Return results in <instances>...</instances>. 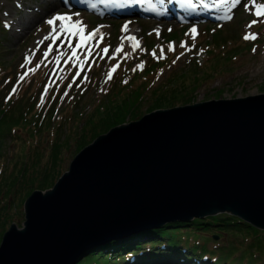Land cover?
Returning <instances> with one entry per match:
<instances>
[{"label": "rangeland", "instance_id": "1", "mask_svg": "<svg viewBox=\"0 0 264 264\" xmlns=\"http://www.w3.org/2000/svg\"><path fill=\"white\" fill-rule=\"evenodd\" d=\"M222 1V6L218 7L217 0H189V7L180 20L175 17L177 13L170 12L172 19L166 21L142 17L110 18L103 8L95 12L77 11L79 9L60 5L59 0H0V115H7L9 102L6 99L18 93L21 86V89L25 87L18 99L32 97L40 89L38 98L37 95L33 97L37 109V104L41 108L40 115L52 107L49 102L53 97L52 105L56 109L49 119L50 125L47 126L42 117L39 119L43 127L41 134L31 133L22 127L10 129L0 124V229L8 221L20 227L24 220L22 195L28 183V171L25 170L30 164L28 155L23 154L22 149H29L32 158L40 150L42 155L38 162L41 166L60 122L70 119L60 130L61 139L71 135L72 124L77 126L79 122L85 127L89 125L88 119L76 118L74 123L75 117L71 116V112L75 102L76 116L92 112L96 107L93 117H98L95 115L102 112L116 123L114 126L137 120L131 117L140 107L145 112L152 101L151 91L141 93L136 89L123 97L115 94L107 98L105 90L115 87V80L126 74V67L135 71L141 69L138 65L143 67L141 55L149 54L150 41L153 42L151 52L154 60H167L159 72L155 70L156 64L149 71L151 80L158 72L150 89L168 83L177 73L184 72L185 75L195 63L202 65L198 72L191 70L189 76L197 74L195 79L205 80L204 83L196 89L195 86L185 88L178 95L175 105L185 104L184 98H192L191 102L196 103L264 93V16L256 15L257 5H264V0ZM58 12L69 15L71 19L56 20L49 25L47 21ZM216 13L222 18H212ZM204 14H209V17ZM22 16L32 20H29L32 24L24 33L22 30L17 32L19 26L10 22L13 17L19 19ZM228 16L231 19L225 18ZM253 20L257 23L251 24ZM77 21L80 23L77 24ZM132 25L138 29L134 46L121 44L120 51H117L127 31L124 30L125 26L128 28ZM193 28L196 29L195 33L191 31ZM216 32L218 34L214 41L213 34ZM248 34H255V39H245ZM104 48L108 49L107 53L103 51ZM44 62L48 66L42 73V84L37 75L39 72L35 70L41 69ZM66 62L71 63V68L64 66ZM13 64L19 65L15 76L11 72ZM25 72L24 81L19 80ZM14 87L15 92L12 91ZM78 135L79 132H75V136L71 137L72 143ZM74 155L73 148L63 152L62 169L67 170ZM23 173L25 176L21 177ZM20 177L19 189L14 190L13 180ZM237 234L212 229L203 232L202 235L206 237L197 235L192 240L204 245L203 242L214 238L219 244H227L226 248H222L224 252L235 249L244 254L246 261H250L252 252L245 245L253 239L247 235L248 239L244 240ZM261 237L264 239V234ZM253 252L259 253L258 250ZM255 264H264V260H256Z\"/></svg>", "mask_w": 264, "mask_h": 264}, {"label": "water", "instance_id": "2", "mask_svg": "<svg viewBox=\"0 0 264 264\" xmlns=\"http://www.w3.org/2000/svg\"><path fill=\"white\" fill-rule=\"evenodd\" d=\"M0 264H77L113 240L218 213L264 231V93L159 108L111 127L23 204Z\"/></svg>", "mask_w": 264, "mask_h": 264}, {"label": "trees", "instance_id": "3", "mask_svg": "<svg viewBox=\"0 0 264 264\" xmlns=\"http://www.w3.org/2000/svg\"><path fill=\"white\" fill-rule=\"evenodd\" d=\"M217 34V32L213 34L214 41ZM152 43V41L149 42L150 45ZM164 60L165 58L154 60L151 54L144 55L141 57L143 67L138 71H133L129 68L126 71V75L115 80L113 84L115 87H112V90H108V88V91L105 90L107 91L105 92L107 98L109 96L113 97L115 94L123 97L125 93L131 94L136 89L141 93L145 92V90L151 91L150 97L152 101L145 109V112H142L140 107L132 113L131 119H139L143 114L156 108L175 105L178 95H181L185 88L195 86L194 89H196L200 84L204 83L205 80L195 79L197 74H193L192 77L189 76L191 70L194 69L198 72L200 67H202V65L195 63L185 75L183 74L184 72L177 73L169 79L168 83L158 88L150 89L159 70L166 65L167 60ZM155 64V70L158 72L151 80L149 71L154 68ZM64 66L71 68V63L66 62ZM18 67V64H13L11 66L12 74H18ZM45 69L46 64H44L41 69L37 68L35 70L39 72L37 75H39V82L42 84V73ZM23 88L21 90L19 89V92L14 96L6 99V101L9 102V111L7 115H0V124L10 129L22 127L31 133L41 134V129L43 127L39 119L42 117V120L45 119L44 121H46L47 126L50 125L49 119L56 111L55 105H52L54 103V97L49 102V105L51 104L52 107L50 109L47 108L43 114L40 115L41 108L37 104V109V102L33 98L36 95L38 98L40 89L36 95L33 93L32 97L18 99ZM148 98L149 97L146 99ZM191 99L192 98L185 100L184 98L185 104L191 103ZM75 105L76 102L72 105L74 109L71 112V116L75 117L74 123L76 122V118L77 120L88 119L89 125L85 127L83 123L80 124L79 122L77 126L72 124L73 127L69 131L71 135L66 139H61L60 130L67 125L70 119H65L63 122H60L55 128L56 135L51 139V143L46 149L48 150V152L45 153L46 158H42L44 163L41 166L40 162H38L42 155L39 149L35 158H32L29 149H22L23 154L28 155L27 159L30 164L26 168L27 170H25L28 171V176L26 177L28 183L25 184L22 202L34 189H46L51 187L65 171L60 166L63 152H67L73 148V152L76 154L95 137L106 132L116 124L109 119V115L105 116L102 112L95 115L98 117H93L96 107L92 112L81 113L76 116ZM75 132H79V135L72 143L71 137L75 136ZM63 146L66 147L63 149ZM1 148L2 146L0 145V155ZM24 173L21 177L25 176ZM21 177L13 180L15 185L14 190L19 189L17 185L20 184ZM11 222L12 221H8L4 223L3 227L0 229V240L2 234ZM212 229L224 230L229 234L238 233L237 237L241 235L244 240L248 239L247 235H250L253 241L251 243H246L245 246L252 252V259L246 261L244 259V254L235 249L228 253L224 252L222 248H226L227 244L222 242L219 244V241H215L214 238H209L207 240L208 242H203L204 245L196 240H192L193 236L197 235L202 236V238L206 237L202 235L203 232H210ZM262 234H264L263 231L248 225L239 218L226 213H220L202 219L195 218L190 221H174L156 229H149L127 238L113 240L105 246L90 250V252L77 264H255L256 260H264V239L261 237ZM254 250H258L259 253L253 252ZM240 256L241 259H238Z\"/></svg>", "mask_w": 264, "mask_h": 264}, {"label": "bare ground", "instance_id": "4", "mask_svg": "<svg viewBox=\"0 0 264 264\" xmlns=\"http://www.w3.org/2000/svg\"><path fill=\"white\" fill-rule=\"evenodd\" d=\"M187 7H189L188 3H181V4H176L175 6L173 5L170 9V11L168 12V16H170V12L171 13H177V12H182V11H187ZM182 14V13H181ZM11 17V12L10 15ZM13 16V15H12ZM216 16V15H214ZM13 17V19L10 20V22H12L14 25L17 24L16 26H19L17 28V32H20L22 30V33H24L32 24V22H30L29 20H31L30 18H24L19 17V19H17ZM32 21V20H31ZM58 24V23H56ZM138 29L135 25H132L130 27L127 28V31L125 32L123 38L121 39L118 48H120L121 44H125L128 47H133L134 46V38L137 35Z\"/></svg>", "mask_w": 264, "mask_h": 264}, {"label": "snow or ice", "instance_id": "5", "mask_svg": "<svg viewBox=\"0 0 264 264\" xmlns=\"http://www.w3.org/2000/svg\"><path fill=\"white\" fill-rule=\"evenodd\" d=\"M256 15H257L258 17H260V16H264V5H257V12H256ZM225 18H227V19H231L230 16L225 17ZM69 19H71V17H70L69 15H67V14H63V15H62V14H57V15L54 16L52 19H49V20L47 21V23H48L49 25H52V24H54V22H55L56 20H69ZM76 23L79 24L80 22L77 21ZM255 23H257L256 20H253V21L251 22V24H255ZM251 24L249 25V27L251 26ZM124 30H125V31L127 30V26H125V29H124ZM191 31H192L193 33H195V32H196V29L193 28ZM90 35H91V34H90ZM46 38H47V37H45V39H46ZM244 38H245V39H255V34H248V35H246ZM103 51H104L105 53H107L108 49H107V48H104ZM117 51H120V49L118 48ZM253 51H255V49H253ZM26 62H27V58H26ZM174 62H175V61H174ZM22 67H23V65H22ZM137 67H142V65H138ZM113 70H114V69H113ZM28 71H33V69H29ZM26 75H27V72H25L24 75L20 76V80H23V79H24V76H26ZM109 78H111V74H110V73H109ZM12 91L15 92V91H16V88L14 87V88L12 89ZM65 95H67V93H65Z\"/></svg>", "mask_w": 264, "mask_h": 264}]
</instances>
